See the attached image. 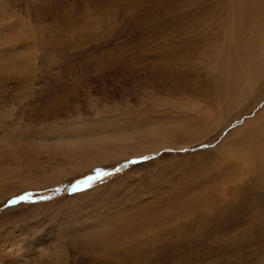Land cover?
Masks as SVG:
<instances>
[{
  "label": "rangeland",
  "instance_id": "1",
  "mask_svg": "<svg viewBox=\"0 0 264 264\" xmlns=\"http://www.w3.org/2000/svg\"><path fill=\"white\" fill-rule=\"evenodd\" d=\"M233 7L0 0V264H264V20Z\"/></svg>",
  "mask_w": 264,
  "mask_h": 264
},
{
  "label": "bare ground",
  "instance_id": "2",
  "mask_svg": "<svg viewBox=\"0 0 264 264\" xmlns=\"http://www.w3.org/2000/svg\"><path fill=\"white\" fill-rule=\"evenodd\" d=\"M232 3L234 4V7H236L238 12H239V14H237L238 15V19L239 20H242V19L246 20L248 18L249 22L252 24V27H254V26L257 27L259 25L260 21L264 20V0H232ZM242 8L244 9V11L241 10ZM249 15H250V17H249ZM251 65L253 66L252 62L249 64V72H247L250 75V80L253 79V76L251 75V72L253 71L252 69H254V67H252ZM246 68H248V67H246ZM245 73H246V71H245ZM234 79L231 82H226V84L225 83L224 84H225L226 87H228V89L230 87L232 89V91L234 89L241 88L239 94H242V95H243V93H245L247 91L248 85H250L252 83V82H250L249 84L246 85V83H242V82H246V81L242 80L243 78L240 79V77H238L235 80ZM226 94L229 95V93H226ZM261 126H262V129L259 130L260 132H256L255 134L250 135L251 138H249L247 141H245V146L250 149V153H251L252 159L255 158V157H258L259 154H264V122H262ZM114 138H116V137L114 136ZM94 144L95 143H93L91 146L95 147ZM85 151L86 150L83 147L81 148V150H79V146H74L72 148V153L73 154L71 156L81 155ZM98 154H101V153H98ZM96 155L97 154H95V156ZM98 157H99V155H97V159H98ZM95 159H96V157H95ZM101 159H102V157H101Z\"/></svg>",
  "mask_w": 264,
  "mask_h": 264
},
{
  "label": "snow or ice",
  "instance_id": "3",
  "mask_svg": "<svg viewBox=\"0 0 264 264\" xmlns=\"http://www.w3.org/2000/svg\"><path fill=\"white\" fill-rule=\"evenodd\" d=\"M98 178V177H97ZM90 179H92V178H90Z\"/></svg>",
  "mask_w": 264,
  "mask_h": 264
}]
</instances>
